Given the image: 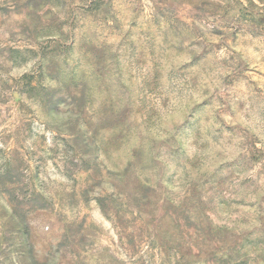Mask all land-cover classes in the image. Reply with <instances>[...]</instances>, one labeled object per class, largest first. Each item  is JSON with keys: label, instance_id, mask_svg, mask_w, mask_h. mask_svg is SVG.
<instances>
[{"label": "rangeland", "instance_id": "374dc122", "mask_svg": "<svg viewBox=\"0 0 264 264\" xmlns=\"http://www.w3.org/2000/svg\"><path fill=\"white\" fill-rule=\"evenodd\" d=\"M0 264H264V0H0Z\"/></svg>", "mask_w": 264, "mask_h": 264}]
</instances>
